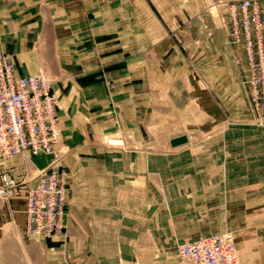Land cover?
<instances>
[{
    "label": "crops",
    "instance_id": "1",
    "mask_svg": "<svg viewBox=\"0 0 264 264\" xmlns=\"http://www.w3.org/2000/svg\"><path fill=\"white\" fill-rule=\"evenodd\" d=\"M122 5V0H0L2 47L17 75H47L57 100L54 148L64 151L58 162L44 154L25 163L21 155L0 160V173L8 171L20 182L14 196L0 200V264H134L131 252L123 255L130 250L123 245L136 243L138 235L126 238L122 228L131 232L138 223L121 220V214L149 209L200 213L194 230L180 233L176 242L228 231L240 264H264V127L251 123L239 87L245 122L211 123L205 137L184 131L160 139L155 114L164 130L169 117L190 102H174L179 95L171 96L170 87L155 97L149 79L132 74L139 30L134 12L123 17ZM123 18L129 27L121 26ZM99 62L106 66L104 77ZM182 134L187 142L171 146L169 140ZM105 135L121 137L123 145H107ZM29 168L65 173L66 227L53 237L25 236L24 199L36 177L22 178ZM146 232L142 237L151 242ZM169 237L162 234L157 241L175 242ZM175 259L180 264L177 251Z\"/></svg>",
    "mask_w": 264,
    "mask_h": 264
},
{
    "label": "rangeland",
    "instance_id": "2",
    "mask_svg": "<svg viewBox=\"0 0 264 264\" xmlns=\"http://www.w3.org/2000/svg\"><path fill=\"white\" fill-rule=\"evenodd\" d=\"M234 1L238 0H122L123 17L128 19L129 11L134 12L139 30L137 70L132 74L148 78L155 87V97L158 90L166 91L170 87L171 96L179 95L174 102L182 105L190 102L181 113L169 117L170 124L164 130L155 114L153 127L160 139L184 131L205 137L210 133L211 123L223 125L247 120L240 92L243 56L239 46L227 43L225 13L221 6L223 2ZM125 18L121 21L122 27L129 25ZM94 54L97 60L101 56L98 49ZM97 70L104 77L107 69L99 62ZM109 139L115 143L114 139L121 140V137L105 135L103 140L109 146L123 145L109 143ZM58 150L57 159L52 154L44 155L58 162L64 154L62 149ZM37 173L38 169L29 168L22 178L32 181ZM200 217V213L150 209L124 212L121 220L136 221L138 226L131 232L122 228V236L129 238L137 233L138 239L136 243L123 245V251L130 248L123 255L131 252L134 264H177L176 249L180 242L175 241L176 237L194 230ZM145 232L151 242L144 241ZM162 234H169V239L175 242L159 243L157 237ZM240 246L245 249L244 245Z\"/></svg>",
    "mask_w": 264,
    "mask_h": 264
},
{
    "label": "built area",
    "instance_id": "3",
    "mask_svg": "<svg viewBox=\"0 0 264 264\" xmlns=\"http://www.w3.org/2000/svg\"><path fill=\"white\" fill-rule=\"evenodd\" d=\"M227 43L242 49L240 86L253 125L264 127V0L223 2ZM56 96L43 71L28 76L15 73L11 55L0 35V160L52 154L59 140ZM64 172L41 168L26 189L24 231L30 237L60 234L66 227ZM8 171L0 173V200L15 195L19 186ZM180 264H240L234 237L224 231L177 246Z\"/></svg>",
    "mask_w": 264,
    "mask_h": 264
},
{
    "label": "water",
    "instance_id": "4",
    "mask_svg": "<svg viewBox=\"0 0 264 264\" xmlns=\"http://www.w3.org/2000/svg\"><path fill=\"white\" fill-rule=\"evenodd\" d=\"M185 142H187V136L185 134L172 137L169 140L170 145L173 146V147L181 145V144H183Z\"/></svg>",
    "mask_w": 264,
    "mask_h": 264
},
{
    "label": "bare ground",
    "instance_id": "5",
    "mask_svg": "<svg viewBox=\"0 0 264 264\" xmlns=\"http://www.w3.org/2000/svg\"><path fill=\"white\" fill-rule=\"evenodd\" d=\"M115 140V143L111 142L112 139H109V143H112V144H120L122 143L120 139H114Z\"/></svg>",
    "mask_w": 264,
    "mask_h": 264
}]
</instances>
